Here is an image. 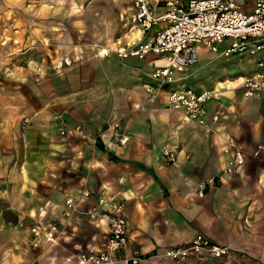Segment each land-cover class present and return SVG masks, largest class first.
Instances as JSON below:
<instances>
[{
    "label": "crops",
    "instance_id": "crops-1",
    "mask_svg": "<svg viewBox=\"0 0 264 264\" xmlns=\"http://www.w3.org/2000/svg\"><path fill=\"white\" fill-rule=\"evenodd\" d=\"M85 1L0 0V264H75L80 253L102 248L108 224L81 214L57 242L33 245V229L65 222L68 196L84 211L101 195L125 201L129 248L149 258L143 264H264V94L244 97L241 79L217 85L221 99L207 104V121L218 114L220 122L208 133L168 107V91L152 77V54L101 58L82 48L62 69L56 45L84 30L75 18ZM164 1L151 0L155 7ZM254 3L246 0L247 10ZM134 10L133 0L130 17ZM138 35L129 21L121 38ZM114 121L127 143L110 127ZM229 136L246 156L241 174L226 171L235 155L225 151ZM212 177L216 184L203 189ZM198 233L231 254L181 263L162 256Z\"/></svg>",
    "mask_w": 264,
    "mask_h": 264
},
{
    "label": "built area",
    "instance_id": "built-area-1",
    "mask_svg": "<svg viewBox=\"0 0 264 264\" xmlns=\"http://www.w3.org/2000/svg\"><path fill=\"white\" fill-rule=\"evenodd\" d=\"M245 5L246 0H166L155 7L151 0H134L135 12L130 17V27L131 32L136 30L139 35L116 39L111 45L95 42L93 47L101 58L115 54L122 59L136 57L144 60L147 55H154L157 67L152 77L158 83L157 88L168 91V107L183 111L188 120L198 122L206 132L211 133L220 122V116L215 114L213 122L209 123L207 104L210 100L221 99V89L216 86L210 90H195L192 86L184 88V83H179L175 76L199 64L204 52L229 58L234 54L248 55L258 58V61L257 67L241 78L243 95L258 98L264 94V57H258L264 50V0H255L251 11ZM227 38L232 40L230 44H225ZM65 62L72 64L69 59ZM146 89L153 93L155 86L148 83ZM28 123L29 120L25 119L22 125L25 135ZM120 126L114 121L110 127L117 128V138L127 143L129 137L120 133ZM228 143L226 153L233 149L235 155L226 171L241 174L244 172L245 153L238 149L233 137L229 136ZM163 155L167 163L177 162L176 155L170 150H164ZM216 182L217 179L212 177L200 186L204 189L207 184ZM91 195V189L85 188L83 197ZM66 206L65 222H52L47 228L33 229V245L36 248L45 241L57 242L63 226H67L75 214H81L105 221L109 232L102 248L80 253L75 264H143L149 259L139 249L129 248L131 237L127 205L119 196L101 195L91 209L84 211L75 204L73 196H68ZM231 251L228 246L198 233L190 243L170 248L162 256L181 263L192 258L204 261L208 257H223L230 255Z\"/></svg>",
    "mask_w": 264,
    "mask_h": 264
},
{
    "label": "rangeland",
    "instance_id": "rangeland-1",
    "mask_svg": "<svg viewBox=\"0 0 264 264\" xmlns=\"http://www.w3.org/2000/svg\"><path fill=\"white\" fill-rule=\"evenodd\" d=\"M132 5L133 0H86L78 6L76 10L81 9L83 14L76 16L75 19L80 21L84 30L73 29L75 41H63L56 45L59 48L60 60L64 63L62 69L66 65H71L67 64L65 59H69L73 63L74 56L77 59L82 55V48L95 51L96 54V49L93 47L95 42L111 45L116 39L126 34ZM160 25L162 26V24ZM231 42L232 40L227 38L225 44ZM205 56V59L203 58L199 64L180 72V74L184 73L191 75L192 78L195 77L193 80L186 81L182 87L192 86L195 90H202L204 87L210 90L217 85H224L219 84L221 81L240 79L245 72L251 73L258 61V58L248 55L239 56L238 54H234L230 58L211 53L208 55L209 58L207 55ZM263 56L264 50L258 54V57ZM179 86L181 87V84Z\"/></svg>",
    "mask_w": 264,
    "mask_h": 264
},
{
    "label": "bare ground",
    "instance_id": "bare-ground-1",
    "mask_svg": "<svg viewBox=\"0 0 264 264\" xmlns=\"http://www.w3.org/2000/svg\"><path fill=\"white\" fill-rule=\"evenodd\" d=\"M108 36V35H107ZM106 40V39H105ZM107 40H108V38H107ZM107 43V42H106ZM241 79V78H240ZM237 80V79H236ZM228 82L229 81H232L231 79L230 80H227ZM226 82H223V81H221L219 84H225ZM231 83H235V82H231Z\"/></svg>",
    "mask_w": 264,
    "mask_h": 264
}]
</instances>
